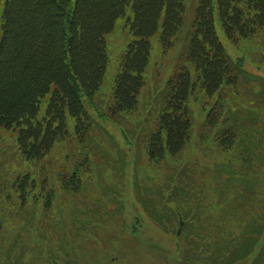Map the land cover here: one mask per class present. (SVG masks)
<instances>
[{
    "label": "rangeland",
    "instance_id": "1",
    "mask_svg": "<svg viewBox=\"0 0 264 264\" xmlns=\"http://www.w3.org/2000/svg\"><path fill=\"white\" fill-rule=\"evenodd\" d=\"M182 1L171 32L131 45L126 5L90 105L59 64V97H35L21 128L0 124V264H206L230 239L264 236V28L236 25L237 11L228 22L239 0L197 15ZM130 46L142 76L119 77Z\"/></svg>",
    "mask_w": 264,
    "mask_h": 264
},
{
    "label": "trees",
    "instance_id": "2",
    "mask_svg": "<svg viewBox=\"0 0 264 264\" xmlns=\"http://www.w3.org/2000/svg\"><path fill=\"white\" fill-rule=\"evenodd\" d=\"M245 1L253 4L262 0ZM129 2L133 7L131 28L137 42L152 34L161 14L164 16L165 34L170 31L171 19L181 20L180 13L175 12L171 5L178 6L179 0H6L0 17V124L21 128L25 122L21 120L26 117L23 113L29 114L27 108H32L45 95L50 97V103L53 97H59L56 90L59 87V64L65 83H79L78 89L71 92L78 102L79 92L88 96L93 88H98L106 63L104 36ZM221 7L227 9L228 3ZM145 17L150 19L146 22ZM256 19L259 21L256 28L263 26L264 12ZM56 34L59 35L58 40L54 39ZM207 42L217 44L211 37ZM194 44L205 50L200 43ZM128 50L119 77L123 73L140 77L145 53L131 46ZM53 51L55 59L46 61ZM23 59L28 60L27 64ZM39 60L41 64L37 66ZM90 63L93 66L91 70L88 68ZM128 63L134 64L131 71ZM43 72L50 75L43 76ZM55 80L57 87L53 89L51 85ZM78 104L81 105L80 102ZM15 109L17 115L12 114ZM25 119L29 122V118ZM240 239L242 241L230 239L229 245L212 252L207 256L206 264H238L246 259H250L247 264H264L263 234L247 232Z\"/></svg>",
    "mask_w": 264,
    "mask_h": 264
}]
</instances>
